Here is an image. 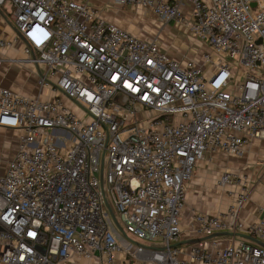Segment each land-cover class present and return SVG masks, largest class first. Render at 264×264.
Segmentation results:
<instances>
[{
    "label": "built area",
    "instance_id": "1",
    "mask_svg": "<svg viewBox=\"0 0 264 264\" xmlns=\"http://www.w3.org/2000/svg\"><path fill=\"white\" fill-rule=\"evenodd\" d=\"M115 1L177 23L209 51L178 59L87 4L0 0L15 31L0 34V52L19 54L0 65L29 67L39 91L0 85V126L21 131L0 175V264H264L263 247L236 237L216 254L176 246L197 164L264 137V0ZM236 181L225 173L219 185ZM194 219L197 239H264V218L245 228L234 209Z\"/></svg>",
    "mask_w": 264,
    "mask_h": 264
},
{
    "label": "crops",
    "instance_id": "2",
    "mask_svg": "<svg viewBox=\"0 0 264 264\" xmlns=\"http://www.w3.org/2000/svg\"><path fill=\"white\" fill-rule=\"evenodd\" d=\"M70 1L89 5L98 11L103 21L137 38L142 40L157 38L161 48L178 59L187 56L186 51L180 47L181 39L183 38L182 40L186 41L185 38H187L191 42L196 41L177 23L172 21L163 23L143 9L129 5L122 6L115 0ZM14 32L12 26L4 23L3 14L0 11V34L11 37ZM202 48L205 49L204 52L209 51L204 43ZM0 53V58H15L17 55L16 52L11 50ZM27 73L32 76L30 71ZM15 76L13 72L9 71L4 79H0V85L25 96L33 98L39 96L36 79L33 82L35 90L29 91L18 86ZM42 99L53 101L55 93L50 90ZM20 135V130L0 126V175L7 171L9 162L17 154ZM225 173L235 175L237 177L236 183L221 187L219 181ZM187 191L186 203L180 216L182 234L176 244L177 247L187 249L189 245L179 246V244L197 239L191 233V230L196 229L198 226L194 219V216L198 213L225 217L230 209H234L238 220L245 228L258 225L264 218V211H261V208L264 207V137L253 138L245 148L244 153L239 157L222 151L208 154L203 161L197 164L191 181L187 183ZM241 196H244V202L241 206H238L237 201ZM238 234L248 235L245 232ZM233 239V237L224 236L204 241L203 244L211 253L216 254L228 247ZM238 239L246 240L236 237V240ZM260 241L264 243V239ZM121 242L125 245V241L121 240ZM181 258L186 259L187 255L183 254Z\"/></svg>",
    "mask_w": 264,
    "mask_h": 264
},
{
    "label": "rangeland",
    "instance_id": "3",
    "mask_svg": "<svg viewBox=\"0 0 264 264\" xmlns=\"http://www.w3.org/2000/svg\"><path fill=\"white\" fill-rule=\"evenodd\" d=\"M182 39H181L180 47L186 51V55L190 58H194V59L200 61L201 60V54L205 50L204 48H202L203 42L200 40H196L194 42H191V40H189L187 38H185L186 41H183ZM206 47H207V45H206ZM207 49H208V47H207ZM174 50L176 51V49H174ZM15 57H19V54L17 53V55ZM9 71L13 72L16 75L15 78H16L17 84L20 88H24V89L29 90V91L35 90V85L33 83L35 80V75L33 74V71H32V76L27 73L28 71H31L29 67L21 65V64L10 65L8 63H2L0 65V79H4V76L7 75ZM87 118L88 117H86V119ZM73 263H75V264H92V263L84 262L83 260H80L78 258L77 259L75 258Z\"/></svg>",
    "mask_w": 264,
    "mask_h": 264
},
{
    "label": "water",
    "instance_id": "4",
    "mask_svg": "<svg viewBox=\"0 0 264 264\" xmlns=\"http://www.w3.org/2000/svg\"><path fill=\"white\" fill-rule=\"evenodd\" d=\"M255 6V5H253ZM100 180H101V184L103 186V176L101 174V177H100ZM108 207V210L111 214V217H112V221L116 227V229L118 230V232L120 233V235L126 239V234L123 230V228L120 226L114 212L112 211L111 207L109 205H107ZM2 231V228L0 227V232ZM224 236H228V237H240V238H243V239H246L260 247H263L264 248V243L256 238H253L251 236H248V235H243V234H234V233H229V232H221V233H215L213 235H210L206 238H200V239H194V240H191V241H187V242H183V243H180L179 246H184V245H191V244H197V243H200V242H204V241H207V240H211V239H214V238H218V237H224ZM178 246V245H176ZM42 252H44L42 250Z\"/></svg>",
    "mask_w": 264,
    "mask_h": 264
}]
</instances>
